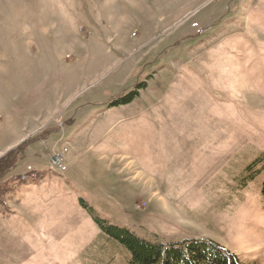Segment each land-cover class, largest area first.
<instances>
[{"label": "rangeland", "instance_id": "374dc122", "mask_svg": "<svg viewBox=\"0 0 264 264\" xmlns=\"http://www.w3.org/2000/svg\"><path fill=\"white\" fill-rule=\"evenodd\" d=\"M263 183L264 0H0V264H264Z\"/></svg>", "mask_w": 264, "mask_h": 264}, {"label": "trees", "instance_id": "16d2710c", "mask_svg": "<svg viewBox=\"0 0 264 264\" xmlns=\"http://www.w3.org/2000/svg\"><path fill=\"white\" fill-rule=\"evenodd\" d=\"M106 231L128 249L129 264H241L233 253L213 240L192 238L166 244L144 240L114 226H108Z\"/></svg>", "mask_w": 264, "mask_h": 264}, {"label": "built area", "instance_id": "2783aa9c", "mask_svg": "<svg viewBox=\"0 0 264 264\" xmlns=\"http://www.w3.org/2000/svg\"><path fill=\"white\" fill-rule=\"evenodd\" d=\"M63 155L62 153H56V152H53V154L51 155V165L52 167L54 168H50L51 170H57L59 172H62L64 171V164H63Z\"/></svg>", "mask_w": 264, "mask_h": 264}]
</instances>
